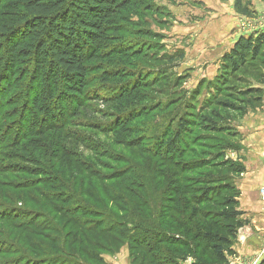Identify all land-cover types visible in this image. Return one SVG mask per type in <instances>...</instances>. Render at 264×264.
Returning a JSON list of instances; mask_svg holds the SVG:
<instances>
[{
  "label": "trees",
  "instance_id": "trees-1",
  "mask_svg": "<svg viewBox=\"0 0 264 264\" xmlns=\"http://www.w3.org/2000/svg\"><path fill=\"white\" fill-rule=\"evenodd\" d=\"M150 7V0H0V49L8 55L10 70L20 58L30 59L32 78L49 85V99L58 92L76 101L80 110L83 101L100 103L106 110L95 115L109 120L104 133L115 134L127 148L151 139L142 149L144 154L172 160L169 184L164 183L167 174L162 189L153 184L155 199L144 185H135L133 179L140 181L143 176L125 168L110 176L94 167L104 164L86 162L82 167L66 155L47 164L42 161L44 153L27 139L29 131L23 137L27 147L49 165L41 174L44 180L6 182L4 175L11 171L0 166L4 210L0 223L17 241L10 243L22 257L19 263L105 264L104 256L117 254L124 245L132 264H175L173 258L188 257L195 264H229L228 257L235 255L232 247L238 232L248 224L239 210L240 191L235 184L244 166L226 154L240 149L233 121L262 101L264 69L250 76L246 72L253 61L264 57V32L241 36L222 57L216 77L187 92L181 87L188 76L182 79L174 73L184 60L183 50L167 54L159 36L148 28H136L131 39L122 35L130 21ZM153 53L158 56L149 58ZM145 63L151 65L141 66ZM12 80H16L14 72ZM233 81L243 89L232 86ZM93 82L100 85L99 92ZM3 87L6 92L14 89L10 83ZM34 97L38 101L39 94L33 92ZM153 113L164 119L145 129V122L138 120ZM57 119L59 123L50 122L52 129L60 127L62 119ZM89 121L92 130L100 129L93 119ZM196 128L203 141L213 139L216 146L198 145L196 138L189 137ZM187 153L191 158H186ZM119 157L123 156L114 162L122 161ZM41 185L46 186L40 191ZM83 194L89 202L75 209ZM16 203L38 210L15 208ZM19 211L28 219L20 222L15 216ZM102 219L109 223L104 226ZM128 222L133 235L126 232Z\"/></svg>",
  "mask_w": 264,
  "mask_h": 264
},
{
  "label": "rangeland",
  "instance_id": "rangeland-1",
  "mask_svg": "<svg viewBox=\"0 0 264 264\" xmlns=\"http://www.w3.org/2000/svg\"><path fill=\"white\" fill-rule=\"evenodd\" d=\"M150 3L151 10L146 11L145 8L142 9L139 13V18H133L125 27L127 30L125 33H122V35L125 39H131L130 35L136 28H148L159 36L160 44L167 54H173L177 50H180L177 48L175 49L176 45L186 48L194 42H196L197 46H203L207 50L214 49L213 47L218 45L217 42L220 41V39L224 40L226 37L221 33V30H223L226 25L229 26L232 24L231 19L224 22L221 18L210 17L209 15L207 18H199L201 21L193 20L196 23L195 31L190 32L188 36H184L178 34V31H184L186 29L184 25L193 22H190L191 19L182 16V14H242L243 19H240L237 25L235 24L234 28L232 27V32L237 33L240 31L243 32L242 35L248 36L253 35L249 33L252 32L253 29L264 26V0H150ZM170 3L172 4V14L169 13L168 5ZM251 14L261 15L252 18ZM170 31L172 32L171 34ZM174 36H177L179 39H175ZM1 43H3V41H1ZM4 51L5 49H0V166H5L7 170L11 171V173L7 171L4 175V181H10L12 183H36L39 180H44V175L41 174L43 170H46V168L48 169L49 165L47 164L49 162L52 164L55 162L57 163L59 157L66 155L69 161H79V163H82V167L85 166L84 164L86 162L104 164L102 166L106 167V169L96 164L94 166L101 174L111 176L113 171L121 170V168H125V172L138 173L140 176H143V178H141L142 180L140 181L133 179L135 185L136 183L142 186L144 185V188H146L148 192L150 191L153 193L155 199L158 198L157 191H152V189H154L153 184L155 183L156 188L162 189L163 186H165V184H163L165 174H167L169 179H166L164 183L169 184L168 180L172 178V160L166 161L151 153L147 155L144 154L145 151L142 149L147 146L151 139L145 141L140 147L127 148L124 146V144H126L124 141L120 143L115 138V134L104 133V124L109 122V120H104L102 114L95 115V112L103 113L106 107L100 105V103L93 101L85 102L82 99V107L84 109L80 110L75 105L76 101L57 94L58 92H55L53 98L49 99L48 96H46L49 85H45L43 82L38 83L36 79L32 78L34 71L32 68L34 66L33 62H31L30 59L22 57L17 61L13 69L10 70L11 67L8 66V55L6 56ZM20 56L23 55L20 54ZM153 56L157 57L158 53H153L149 58L153 59ZM263 60L264 57H261L253 61L252 68L246 72V75H252L256 69H264ZM145 64L146 65L141 66L149 67L151 65L150 63ZM187 70L185 66H179L174 69V73L182 79L187 76L189 79L190 75L187 73ZM11 72L16 74V80L9 81ZM188 79L183 82L181 90L191 92L197 85L192 88L189 86V82H187ZM5 83H10L12 85L14 88L12 92H6L3 87ZM92 86H95L94 90L96 91L100 89V85L96 82H93ZM232 86L243 89V85L235 81L232 82ZM33 92L39 94L38 101H35V97L33 98ZM100 92L102 94L103 91ZM204 95L206 94L204 93ZM204 95L198 97L199 102L205 97ZM34 102L36 103L34 104ZM55 105L58 110H60V113L53 115V112L57 110V108L54 109ZM78 111H80L79 116L76 115ZM219 112L222 114L221 116L225 117L224 112ZM153 115L155 116L154 118H152ZM59 116L62 119L60 127L52 129V127L49 126L50 122L59 123L57 119ZM89 119H93V123L100 127V129L92 130L91 127H88V122H90ZM163 119L162 115L153 113L152 116L141 117L138 122H145L144 128L147 129V127L153 128L155 122H161ZM29 131L31 135H29L27 139L29 138V142L34 144L42 154L44 153L45 160L42 161L48 162L47 164H44L30 151L27 147L28 140L26 141L25 138L23 140L24 135H27ZM135 135L136 133L130 135V138ZM147 135L150 137L152 136L149 131H147ZM189 137L196 138L195 140H197V142H195L198 145L216 146L217 143L213 139L211 141H205L204 139L203 141L202 137H200V129L197 128L190 133ZM220 137H222V135L217 138L219 139ZM194 149L197 154H200V147L196 146ZM211 149L214 150L213 148ZM52 154L55 155L54 158H51ZM118 156H123L119 157L122 161L114 162V159ZM186 158H191V154L187 153ZM59 163L60 162H58V164ZM94 167H91L90 170L94 169ZM109 168H111V170ZM14 172H16V174H14ZM137 179L139 178L137 177ZM158 184L160 185L158 186ZM45 186L46 185L42 187L41 185L38 188L41 191ZM155 199H153V201ZM257 199L260 202L258 190ZM257 199L254 197L250 202L255 204L256 201H258ZM85 202H89V199H87L84 194L80 195L79 201H77L78 205L74 208L77 209L79 206H84ZM19 204L21 203H16L12 206L15 208L27 207L33 211L38 210L31 205L22 204L20 206ZM10 211L12 212L14 209ZM10 211L9 213H11ZM0 212H4V210L0 208ZM22 212L19 211L18 215L17 213L15 215L16 217L19 216L18 220L20 222L28 219V215L23 216L24 213ZM26 214H28V212ZM18 220L16 222H18ZM101 223L106 226L109 220L102 219ZM127 231L129 235L134 234L130 222L126 225V232ZM238 234L240 238L247 235V233L244 234L242 232H238ZM14 240L7 232L4 223H0V264H29V260L19 263L22 257H18L12 247L13 245L11 243L17 242ZM254 245L257 252L251 253V257H248V253L235 254L234 256L228 257L229 264H264V244L261 246L260 243H255ZM24 257L26 256L24 255ZM131 258H133V256H131ZM128 259L130 264H132L129 257ZM172 262H175V264H195L191 257H188L186 260L173 258ZM32 264H41V262ZM135 264H139V262H135Z\"/></svg>",
  "mask_w": 264,
  "mask_h": 264
},
{
  "label": "crops",
  "instance_id": "crops-1",
  "mask_svg": "<svg viewBox=\"0 0 264 264\" xmlns=\"http://www.w3.org/2000/svg\"><path fill=\"white\" fill-rule=\"evenodd\" d=\"M168 6L169 13L172 14V4L170 3ZM209 15L210 17L221 18L224 22L232 20V24L226 25L221 30V33L226 36L224 40L220 39L217 42L218 45L211 50H207L203 46H197L196 42L186 48L177 45L175 47V49L183 50L185 53L180 67L185 66L188 69L187 73L190 77L187 82L192 88L202 80L212 81L218 73L224 54L229 52L241 36H248L242 35L243 32L240 31L237 33L232 32L235 24L237 25V22L243 19L241 14H182L186 18H190V22L193 23H186L184 25L186 29L184 31L179 30L178 34L188 36L196 28V23L193 20L201 21L199 18H207ZM260 15L251 14V17L254 18ZM263 32L264 26L253 29L249 33L259 35ZM174 37L179 39L177 36ZM260 88L263 91L260 105L248 110L243 117L234 120L232 124L240 136L239 151H228L226 154V157L231 160H238L244 166V172L236 178L235 184L240 191L239 210L243 212V219L248 222L239 232L247 233V235L240 238L238 234L232 249L236 255L248 253V257H251V253L257 252L255 243H260L261 246L264 244V211L262 204L257 199V190L264 184V85H261ZM254 197L258 201L252 204L250 200ZM128 257V248L124 245L117 254L104 256V260L106 264H130Z\"/></svg>",
  "mask_w": 264,
  "mask_h": 264
},
{
  "label": "built area",
  "instance_id": "built-area-1",
  "mask_svg": "<svg viewBox=\"0 0 264 264\" xmlns=\"http://www.w3.org/2000/svg\"><path fill=\"white\" fill-rule=\"evenodd\" d=\"M258 192H259L260 202L262 204V208L264 211V184L259 187Z\"/></svg>",
  "mask_w": 264,
  "mask_h": 264
}]
</instances>
